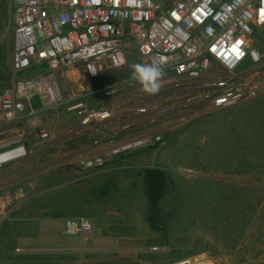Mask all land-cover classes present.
<instances>
[{"label":"built area","instance_id":"2783aa9c","mask_svg":"<svg viewBox=\"0 0 264 264\" xmlns=\"http://www.w3.org/2000/svg\"><path fill=\"white\" fill-rule=\"evenodd\" d=\"M13 86L0 93V126L27 122L47 142L41 115L65 108L86 127L110 129L100 152L82 159L102 168L113 157L154 148L195 117L255 100L264 93V0H14ZM139 63L166 61L162 87L148 95L128 76L93 84ZM251 65V69L243 68ZM82 76L80 92H66L59 71ZM34 72L32 76L28 73ZM95 72V73H93ZM90 97H99L92 106ZM27 145L0 129V167L26 157ZM18 195V194H17ZM93 224L68 218L62 232L87 234Z\"/></svg>","mask_w":264,"mask_h":264},{"label":"rangeland","instance_id":"374dc122","mask_svg":"<svg viewBox=\"0 0 264 264\" xmlns=\"http://www.w3.org/2000/svg\"><path fill=\"white\" fill-rule=\"evenodd\" d=\"M14 4V0H0V93L14 82ZM255 38L264 45V32ZM139 62L134 53L129 65ZM129 65L93 84L92 90L113 78L130 75ZM251 68L247 64L243 70ZM59 74L66 92H80L82 76L76 68H64ZM89 103L97 106L100 99L90 97ZM226 109L195 117L167 135L165 141L179 134L165 147L178 145L177 164L152 168L144 181L120 178L122 181L105 186L91 184V188L82 178L116 163L117 157L108 159L102 168H86L81 161L94 156L87 153L102 136L108 134V140L118 137L110 129L83 126L65 108L42 113L43 125L51 136L44 143L27 122L0 126L27 145H35L26 157L14 161L20 162L19 166L6 168L11 162L0 167V229H8L2 226L7 215L72 203L74 211H90L96 222L93 229L121 246L109 254L119 260L115 264H264V189H242L240 183L210 175L216 165L198 164L199 152L206 160L211 152L212 145L205 140L210 135L208 129L223 128V119L232 110ZM196 119V133L190 134L186 128ZM109 213L115 214L113 218Z\"/></svg>","mask_w":264,"mask_h":264},{"label":"crops","instance_id":"0c3cea01","mask_svg":"<svg viewBox=\"0 0 264 264\" xmlns=\"http://www.w3.org/2000/svg\"><path fill=\"white\" fill-rule=\"evenodd\" d=\"M258 46L264 50V45L258 42ZM262 77L264 78V71ZM242 105L243 108L236 110L235 107ZM228 109L232 110L223 119V128L208 129L210 135L205 140L208 141V146L212 145L211 152L207 153V160L205 154L200 155L199 152L198 164L216 165V169L209 172L210 175L240 183L242 189H264V93L255 100L227 108L225 111ZM196 122L197 119L186 128L188 133H196ZM174 136L153 149L117 157L116 163L102 170H92L82 179L90 184V188L91 184L105 186L111 182L122 181L120 178L128 181L132 178L147 180V173L152 168L163 169L178 163L175 162L179 153L178 145L165 148ZM99 152L100 146L96 144L87 154L95 156ZM19 165L20 162H13L5 167ZM219 165H223L224 169H217ZM71 204L57 208L52 205L27 208L24 212L5 216L2 226L6 225L8 229H0V264L118 263L119 260L109 254L121 246L114 244L110 238H104L99 230L93 229L90 233L75 235L62 232L64 221L72 216L84 217L89 221L95 219L90 211H74ZM92 204L94 210L97 209L95 203ZM113 215L115 214L109 213L110 218ZM94 222H91L93 226L96 225Z\"/></svg>","mask_w":264,"mask_h":264},{"label":"clouds","instance_id":"9594fccd","mask_svg":"<svg viewBox=\"0 0 264 264\" xmlns=\"http://www.w3.org/2000/svg\"><path fill=\"white\" fill-rule=\"evenodd\" d=\"M165 65L166 61L163 59H154L149 63H132L129 65L131 69L130 79L138 83L144 93L156 95L167 75Z\"/></svg>","mask_w":264,"mask_h":264},{"label":"bare ground","instance_id":"6f19581e","mask_svg":"<svg viewBox=\"0 0 264 264\" xmlns=\"http://www.w3.org/2000/svg\"><path fill=\"white\" fill-rule=\"evenodd\" d=\"M16 153H9L6 155H1L0 156V161H2L3 159L9 158V157H13V155H15ZM198 257V256H197ZM199 262V261H198ZM202 262V261H201ZM210 262V261H209ZM177 264V263H176ZM181 264V263H180ZM205 264V263H204ZM208 264V263H207Z\"/></svg>","mask_w":264,"mask_h":264},{"label":"water","instance_id":"95a60500","mask_svg":"<svg viewBox=\"0 0 264 264\" xmlns=\"http://www.w3.org/2000/svg\"><path fill=\"white\" fill-rule=\"evenodd\" d=\"M184 264H186V263H184Z\"/></svg>","mask_w":264,"mask_h":264}]
</instances>
